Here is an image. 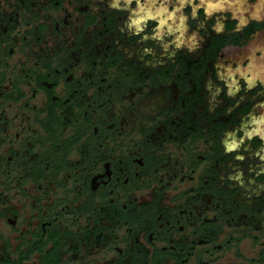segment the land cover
<instances>
[{
    "label": "flooded vegetation",
    "instance_id": "obj_1",
    "mask_svg": "<svg viewBox=\"0 0 264 264\" xmlns=\"http://www.w3.org/2000/svg\"><path fill=\"white\" fill-rule=\"evenodd\" d=\"M179 6L0 0V264H264V20Z\"/></svg>",
    "mask_w": 264,
    "mask_h": 264
},
{
    "label": "rangeland",
    "instance_id": "obj_2",
    "mask_svg": "<svg viewBox=\"0 0 264 264\" xmlns=\"http://www.w3.org/2000/svg\"><path fill=\"white\" fill-rule=\"evenodd\" d=\"M179 3V10L181 6L190 3L193 10L200 7L205 11V16L207 19L215 17L217 20L221 15L229 13L234 18L239 20L240 25L244 24L247 19H257L264 20V0H177ZM170 12L169 15L164 16V21L166 18L173 21L174 26H182L185 23V15L182 12L173 14ZM176 20H173V19ZM168 26L172 24L167 23ZM173 27V26H172ZM264 31L257 34L255 40L248 45V49L258 50L261 55L256 59H253L256 63V67L260 72L264 71ZM251 49V50H252Z\"/></svg>",
    "mask_w": 264,
    "mask_h": 264
},
{
    "label": "trees",
    "instance_id": "obj_3",
    "mask_svg": "<svg viewBox=\"0 0 264 264\" xmlns=\"http://www.w3.org/2000/svg\"><path fill=\"white\" fill-rule=\"evenodd\" d=\"M264 26V24H261V25H255V28H261V27H263Z\"/></svg>",
    "mask_w": 264,
    "mask_h": 264
}]
</instances>
